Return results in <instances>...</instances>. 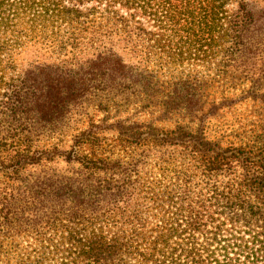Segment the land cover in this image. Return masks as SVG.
<instances>
[{
	"label": "trees",
	"instance_id": "1",
	"mask_svg": "<svg viewBox=\"0 0 264 264\" xmlns=\"http://www.w3.org/2000/svg\"><path fill=\"white\" fill-rule=\"evenodd\" d=\"M241 80L264 102V0H0V264H264L262 113L108 114ZM91 97L107 114L72 129Z\"/></svg>",
	"mask_w": 264,
	"mask_h": 264
},
{
	"label": "rangeland",
	"instance_id": "2",
	"mask_svg": "<svg viewBox=\"0 0 264 264\" xmlns=\"http://www.w3.org/2000/svg\"><path fill=\"white\" fill-rule=\"evenodd\" d=\"M39 53L49 60L54 57L44 50H40ZM21 58L24 66L28 62L40 59L38 53L30 48L22 52ZM248 88L249 82L247 80L238 81L237 85L233 87L226 84L223 87L214 85L211 88H205L202 90L204 95H197L201 99V103L195 109H189L184 104V100L181 101V99L188 98V95H133L130 98L131 101L127 104L122 105L119 101L110 103L108 114L113 118L121 116L131 121L153 124L163 128H172L177 122L188 123L191 127H197L199 124L197 116L210 113L214 109L213 105H215L218 107L213 112L214 114L210 115L207 118L208 120L206 119V127L214 133L224 130L229 131L236 123L234 121L236 118L241 123V121H245L243 119L260 117L261 113L264 116V102L253 100L252 97L248 96L245 93ZM225 98H227V101L229 98L235 99L236 102L232 105L222 104V101L226 100ZM140 99H144V102ZM169 100L174 105L165 107V103ZM97 102L96 98L91 97V99L76 109V113L69 122L72 129L77 127L84 128L92 119L94 121L99 120L107 114L106 111L98 106ZM146 103L148 105L144 106ZM176 104L177 106L175 107ZM54 142H57L56 138L46 139L44 137L40 140L39 145H49ZM68 143L67 141L66 145Z\"/></svg>",
	"mask_w": 264,
	"mask_h": 264
}]
</instances>
